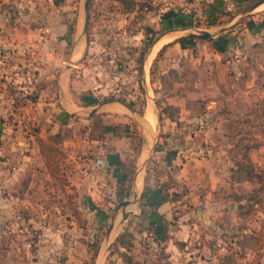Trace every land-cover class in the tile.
<instances>
[{
  "label": "rangeland",
  "instance_id": "rangeland-1",
  "mask_svg": "<svg viewBox=\"0 0 264 264\" xmlns=\"http://www.w3.org/2000/svg\"><path fill=\"white\" fill-rule=\"evenodd\" d=\"M74 2L75 4L71 3L70 9L75 5V12L77 13L78 9L79 19L75 28L69 27L72 30H68L70 36H68L63 59L66 53L68 54L73 38L76 39L79 36L76 40L79 43L77 49L85 44V37L81 34L82 0H74ZM140 3L141 5L133 11L123 12L121 4L115 0H88L87 48L79 63L89 69L87 73L90 76L95 73L97 78L94 83H99L98 86L102 88V92H95L97 99H104L111 95L122 97L131 102L136 114L142 113L145 104V89L141 83V76L137 72L136 57L142 45L140 44L142 36L139 37V32H142L144 25L148 26L146 21H151L148 20V13L151 15L157 12L164 13L170 8L172 12L176 10L174 15L178 13L176 18L180 19L187 13L193 22L199 24L189 27L188 31L193 33H197L200 29L215 33L221 28L229 27L224 34L230 40L231 47L221 51L217 49L218 43L213 44L211 38L195 35L194 38L186 37L188 43L186 53L169 46L170 48L162 50L151 60V79L155 78L153 79L155 83L153 94L156 98L157 122L152 121L148 127L144 124V120L140 119L142 126L140 130L133 120L130 121L129 128L125 127L126 123H110V131L116 136H120L125 128L129 131L136 129L140 142L139 144L137 140L132 142L131 136L126 139L127 145L124 149H121L123 162L129 164L133 161L134 170L131 181L125 175L126 180L121 181V185L118 184L116 189L119 187L122 190L127 187L128 194L119 197L115 196V193H109L110 197H106V200H99V211H94L95 214L83 211L84 207L80 205V200L86 195L80 193V190L77 191L72 183L77 178L78 166L66 150L59 148L60 141L57 142L52 137L46 140V143L56 148L50 152L52 156L50 159L60 161L59 176L54 168V174L47 171L43 155H40L50 175L49 179L44 174L37 173L34 176L35 181H29V175L25 171L19 175L18 180L14 179L11 175L15 168L13 162L17 158V153L15 152L16 155H14V151H8L7 155H0V173L2 174L0 193L19 195V199L6 200L7 211L0 214V264H90L96 251H98L96 264H124L119 254L123 248L118 247L117 244L112 246L116 235L124 229L132 232L131 245L128 249L132 257L131 264H152L151 257L147 259L145 254L142 257L138 256L140 248L146 253L150 246L148 243L150 240L146 238L153 237L154 234L148 226L149 207L143 206L141 210L139 196L144 185L162 183L168 191L177 193L186 187V195L181 201L169 203L173 212L180 211L181 208H189L188 186L176 179L169 172V168L163 165L164 137L170 135L166 131L161 132L163 128L160 127L161 124L165 126L184 121H187L186 123L194 130L191 132V141L197 148L191 151V155L206 159L203 164L213 169L214 174L211 178L214 188L209 192L211 198L218 202L219 207L218 212H211L203 217L199 215L198 218L193 219L197 224L194 228L196 236H193L200 241L196 256L202 259L201 264H253L256 258L259 264L263 263L264 119L260 112L261 105L264 104V25L261 26L260 23L264 22V1L246 14H242V10L250 5L246 4L247 2L220 0L216 3L213 15L216 23L210 26L206 24L207 14L212 12L208 2L140 0ZM167 25L168 23L165 25L162 23L160 28H165ZM157 29H155L156 33L159 32ZM170 45L173 46V43ZM146 50L143 52L142 63ZM131 61L133 65L129 66L127 63ZM113 62L119 63L118 70L114 69ZM171 63L175 66H169ZM93 65L96 68H93ZM130 69L134 70L131 72ZM37 72V69L29 71L30 74ZM81 75V73L77 74V78ZM177 80L180 82L178 88L170 92L171 82ZM31 83L30 88L27 89L28 96L41 98L36 104L37 110L47 109L49 104L43 101V97L45 95L49 98L55 96V76L43 82L35 75ZM81 84L86 87L84 82ZM87 90L91 92L94 89L87 88ZM182 90L185 91L182 92ZM13 91V87H5V94L11 95ZM174 92L179 97H183L182 101L180 99L177 103H168L166 98ZM149 95L152 94L149 93ZM19 103L22 102L19 101ZM50 106L54 108L51 113L54 115L58 111L55 107L56 103L53 101ZM180 111L182 114L179 116ZM40 113L38 119H41L42 114ZM168 115H174L172 122H165V117L167 119ZM41 120L44 122V118ZM29 121H26L30 128L28 132H36L35 129H38V126H35L36 119L34 124H30ZM83 123L84 121L77 119L76 123L70 126L59 125L61 127L58 131L63 138L82 141L78 145L77 154L82 155V150L88 156H101L106 144L101 141L95 144L86 143L83 140V132H85ZM111 126H115L113 130ZM173 138H177V135ZM153 139L155 143L152 146L150 142ZM178 139L181 141L182 138ZM234 143L238 145L233 147ZM137 144L139 147L135 152ZM244 144L249 145L247 152L254 165L249 175L245 172L236 173L234 171L236 167L234 161L239 159V155H235L234 151L242 150ZM146 149L149 153L147 157L144 153ZM135 166H138V171H142V168L144 170L139 174L140 182L137 185L134 179ZM253 188L258 189L260 201L252 204L250 210L240 216L237 203L230 194H245L244 192ZM133 192H136L135 201L125 207L130 210L129 214L119 227L112 229L106 237L105 231L108 225L114 224L120 216L116 203L120 199L131 198ZM240 201L245 203L244 198ZM39 208L48 211L44 218L46 223L49 220L47 225L50 227L49 231H53L60 223L62 238L58 240L44 238L45 234H42V228L39 226L43 221ZM76 208L80 212L74 217L71 211ZM245 209H247L246 206L243 210ZM58 210L66 213L65 218L63 215L60 220H56L55 215ZM101 214L102 218L99 219ZM69 219H73L79 228L75 229L73 224L68 222ZM159 223L161 226L164 225L162 220ZM217 225H219L218 228H216ZM142 232L143 239L141 240ZM211 241L220 244L212 245ZM207 253H210L211 258L205 257ZM193 261L194 264L200 263V260L196 262V259H193Z\"/></svg>",
  "mask_w": 264,
  "mask_h": 264
},
{
  "label": "crops",
  "instance_id": "crops-1",
  "mask_svg": "<svg viewBox=\"0 0 264 264\" xmlns=\"http://www.w3.org/2000/svg\"><path fill=\"white\" fill-rule=\"evenodd\" d=\"M199 1L204 3L213 0ZM71 3L75 4L74 0H0V49L12 48L20 53L15 59V71H9L2 80L4 89L10 86L11 88L13 87L14 91L11 95L7 93L6 99L0 101V155H7L6 152L8 151H14V155L17 153V158L13 162V167L15 168L11 175L14 176V179L18 180L19 175L23 174V171L28 173L29 181H35L34 176L37 173L44 174L49 179L50 175L46 171L40 156L37 138L45 140L49 134L58 131V128L61 127L59 125L70 126L76 123L77 119L84 121L83 124L86 125L90 113H101L102 121L106 127V138L102 141V143L106 144V148L101 156H88L82 150V155L77 154L81 140L63 138L60 141L61 146H59L61 150H66L69 157H73L77 163L79 172H77V178L72 183L77 191L80 190V193H85L86 195L80 200V205L84 207L82 208L83 211L94 213L95 210L89 206L91 204L98 206L99 200H106V197H110L109 193H114L120 182L122 166H118L115 163L116 160L123 159L121 149H124L127 145L126 139L129 138V134L125 131L120 136L114 135L110 131V123H126L125 126L129 128L128 125L133 120L135 126L140 130L142 128L140 119L144 120V124L148 125V127H150L152 121L154 123L157 122L156 98H154L155 94H153L155 93V90H153V86H155L153 79L155 78L151 79V60L164 44L177 37H187L192 31H188L189 27L187 29V27L173 24L178 14L174 15L176 10L172 12L169 8L164 13L147 14L148 20H151L149 22L146 21L148 27L158 28L159 32L156 33L144 53L143 63L140 66L141 83L145 89V104L142 113L136 114L132 108L129 109L116 98L92 101L96 98L95 92H102V88L98 86L99 83H94L97 78L95 73L90 76L87 73L89 69L84 64L79 63L81 56L85 54L83 51L87 48V35L84 38L86 44L82 46L83 49L81 46L77 49L79 43L76 40L79 36L76 39H70L69 61H67V53L63 59L67 44L65 36H70L68 34L69 27L73 26L75 28L79 19L78 9L77 13L75 12V5L72 8L73 10L70 9ZM180 11L182 12V10ZM162 23L164 25L168 23V25L161 29ZM228 30L229 27L221 28L215 33H210V37L207 38H211L213 44L215 42L218 43L217 49L221 51L228 49L231 47V43H229L230 40L227 39V35L224 34ZM139 33V37H141L142 32ZM172 43L175 47L166 45L162 50L171 46L175 50L185 51L186 53V49H188L186 38L181 42L174 41ZM76 54L78 55L75 56ZM79 54L81 55L79 56ZM127 64L131 66L133 62L131 61V63ZM113 65L114 69H119V63L113 62ZM93 66V68H96L95 65ZM169 66L175 65L171 63ZM184 67L187 68V66ZM35 69L38 70L36 74L29 73V71H34ZM133 70L130 69L129 71L132 72ZM79 73L82 75L77 78ZM35 75L41 78L43 82H46L51 76H55V96L49 98L45 95L43 97V101L48 103L49 107L42 111L37 110L36 107L38 100L41 98L39 96L30 98L28 96L29 91H27L32 84V80L35 79ZM81 82H84L86 87ZM178 84H180L178 80L172 81L170 92L175 91L179 86ZM87 88L94 90L88 92ZM184 91L182 90V92ZM149 93L152 95H149ZM87 94L88 96H86ZM84 97H87V102ZM166 99L168 103H177L180 99L182 101L183 97H179L174 92ZM19 101L22 103H19ZM53 101L56 103L55 107L58 110L54 115L51 114L54 108L50 106ZM39 112H41L40 118H44V122L38 119ZM181 114L182 111H180L179 116ZM173 117L174 115H168L167 119L169 120L165 117V122H172ZM35 119V126H38V129H35L36 132L34 134L28 132L30 128L26 121L30 120V124H34ZM24 120L26 121L24 122ZM186 122L172 123L165 126L161 124L160 126L163 128L161 132L166 131L170 135L169 137H164L165 142L163 141L165 143L163 165L169 168V172L176 179L183 181L188 186L190 206L187 209L181 208L180 211L176 210L173 212L171 204L164 199L157 188H153L149 192V198L155 204L154 209L162 216V221H164L162 229L154 233L153 237L149 236L146 238L150 240L148 241L150 246L146 253L141 251L142 248L139 249L138 256L142 257L145 254L147 259L151 257L153 259L152 264H194L193 259H196V262L200 260L198 264H201L202 259L196 256L200 241L193 236H196L194 228L197 226L196 221L193 219L198 218L199 215L203 217V215L208 216L211 212L219 211L218 202L211 198V193L209 192L214 188L213 179L211 178L212 174H214L213 169L203 164L206 159H202L201 156L195 157L191 155V151L197 147L191 141V132L194 130ZM83 133V140L86 143L91 144L93 142L95 144L97 142V140L87 139L86 130ZM174 135H177V138H173ZM158 138L160 137L158 136ZM178 138H182L181 141ZM146 143H151L153 146L155 139L150 143L146 141ZM145 151L146 157L149 156L147 149ZM96 159H100V162H96ZM58 166H60V161H58ZM60 170L59 168L58 175H60ZM135 171L134 179L137 185L140 182L139 174L144 170L142 168V171H138V166H135ZM1 177L2 174L0 173V181ZM8 199L11 201L19 199V195L17 193H0V214H4L5 210L7 211L8 204L6 200ZM39 212L43 218L39 226L42 228V234H45L44 238L50 240L62 238L60 223L53 231H49L50 227L47 226L49 220L46 223L44 218V216H47L48 211L44 208H39ZM56 214V220H60L63 215L65 218L66 215L65 212L59 210ZM98 218L100 219L102 216ZM68 222L73 224L75 229L79 228L73 219H69ZM218 227L219 225L216 226V228ZM142 234L143 232L141 233V240L143 239ZM211 244L218 245L220 243L211 241ZM204 247L203 250L206 249ZM205 257L211 258L210 253L205 254ZM253 264H259L258 258L253 261ZM262 264H264V261Z\"/></svg>",
  "mask_w": 264,
  "mask_h": 264
},
{
  "label": "trees",
  "instance_id": "trees-1",
  "mask_svg": "<svg viewBox=\"0 0 264 264\" xmlns=\"http://www.w3.org/2000/svg\"><path fill=\"white\" fill-rule=\"evenodd\" d=\"M115 1H117L119 4H121L123 12L133 11L137 6L141 5L140 0H115ZM218 1H220V0H213V1L208 2L209 8H211V10H212V12H209L207 14L208 17H207L206 24L209 26L214 25L216 23L215 17L213 15H214V11L216 8V3ZM239 1H242V2L245 1V2H247L246 4H252L258 0H239ZM169 17H170V15H169ZM174 22H175L174 25L182 26V27H191L193 25L194 26L199 25L198 22H193L190 18V15H188L187 13L183 15L182 19L176 18L174 20ZM263 23L264 22L260 23L261 26L264 25ZM71 30L69 29V31H71ZM155 34H156V30L153 28H150L146 25H144V27L142 28V38H140L141 39L140 44H142V45H141L139 53L136 57V61L138 64V67H137L138 74H140V66L142 63L143 52L150 45L153 38L155 37ZM65 37L68 40V36H65ZM189 37L194 38L195 35L190 34L187 36V38H189ZM184 38H186V37H177V38L173 39L172 41L164 44L158 50L157 55L162 51L164 46L170 45L174 41L181 42ZM84 98H85V101L88 100L87 97H84ZM111 98H116L117 100L124 102L129 108L134 109V106L131 104V102L125 100L122 97H114L112 95L107 96L104 99L94 98L92 101L96 102L99 100H105V99H111ZM64 114H66V113H64ZM260 115L264 119V104L261 105ZM88 119H89L88 123L84 127L86 130L87 139L97 140V142L98 141L102 142L105 138L106 127L102 121L101 113H90L88 116ZM114 127L115 126H111L112 130L114 129ZM124 131L129 134V137L132 136V142L133 141L135 142L137 140L136 142H138V144H139L140 137H139L136 129H133V131L131 129V131H129L128 129L125 128ZM51 137L55 138L57 142L61 141L63 138L60 135L59 131H56L52 135L49 134L47 136V139H45V140H42L41 138H37V142L39 145V152L41 155H43L44 163L48 169L47 171L51 174H54L55 173V172L53 173L54 169H55V171H58L59 166H58V160L52 161L50 159L52 157V156H50V152L52 150L56 149L55 147H52L51 144L46 143V140L48 141V139H51ZM138 144L135 146V152L139 147ZM237 145H238V143H234L233 147H235ZM233 147L230 149L231 151L233 150ZM248 147H249L248 144H244V145H242V150L238 149V151H234L235 155L236 154L239 155V159H236L234 161V163L236 164L234 171L236 173L245 172V174L249 175L254 169V165H253V163L249 157V154L247 152ZM115 164L118 166H123L122 170L120 171L122 173H121L119 184L121 185V183H122L121 181L126 180V179H124L125 175L128 176L129 181H131V177H132L133 170H134V162L131 161V162H129V164H125L122 160L118 159V160H116ZM153 188H157L158 191L163 195L164 199H166L170 203L181 201V199L186 195L187 189H185L186 188L185 187L181 190L180 193H177L176 191H168V188L162 183H155V185H151V186L150 185H147V186L144 185L143 186L141 193H140V196H139V203L141 205V210H142L143 206L149 207V211L147 213L148 226L153 230L154 233H156V232H158V230L162 229V226L159 223V221L162 220V216L159 213H157V211L154 209L155 204L149 198V192ZM114 193H115V196L123 197L124 195L128 194V188L126 187V188L121 190V188L118 187ZM244 193L245 194H241V195L235 194V193L230 194L231 198L237 203L236 206H237L238 213L240 216L245 215L250 210V208L252 207V204L259 203V201H260V197H258L259 192H258L257 188H253V189L249 190L248 192H244ZM242 198H244L245 203H241L240 200ZM244 206H246L247 209L243 210ZM89 207L91 209H94L95 211L97 210L96 212L99 211L98 206H96L95 204H91ZM79 212L80 211L77 208L74 209L73 211H71V213L74 217L77 216L79 214ZM101 216H102V214H101ZM131 237H132V232L130 230L124 229L116 235V237L113 241L112 246L117 244L118 247L123 248L122 250L119 251V254L121 255V259H122L124 264H131L132 263V257L128 253V249L131 245V241H130ZM92 253H93V251H92ZM225 256L227 257V255H225Z\"/></svg>",
  "mask_w": 264,
  "mask_h": 264
},
{
  "label": "water",
  "instance_id": "water-1",
  "mask_svg": "<svg viewBox=\"0 0 264 264\" xmlns=\"http://www.w3.org/2000/svg\"><path fill=\"white\" fill-rule=\"evenodd\" d=\"M263 1L264 0H258V1H255L254 3L248 5L244 10H242V14H246L253 7H255L256 5H258L259 3L263 2ZM82 9H83V17H82L81 34H83L84 37L86 38V30H87L88 14H89V11H88V0H82ZM191 34L199 35L202 38L210 37V33L207 30H205V29H200L199 31H197V33L191 32ZM85 44H86V42H85ZM85 48H86V45H85ZM83 52H85V50ZM67 61H69V54L67 55ZM119 102H121L123 105L128 107L124 102H122L120 100H119ZM135 196H136V192H133V196L131 198H123V199H120L116 203V208L119 209L120 216H119V218L117 219V221L114 224L110 223L108 225L107 230L105 231L106 232V237L108 236V234H110V231L112 229L113 230L117 229L119 227V225L122 223V221L127 217V215L129 214L130 210L125 209V207L128 204L133 203L135 201ZM97 256H98V251H96L95 254L93 255V258L91 259L90 264H95V262L97 260Z\"/></svg>",
  "mask_w": 264,
  "mask_h": 264
},
{
  "label": "built area",
  "instance_id": "built-area-1",
  "mask_svg": "<svg viewBox=\"0 0 264 264\" xmlns=\"http://www.w3.org/2000/svg\"><path fill=\"white\" fill-rule=\"evenodd\" d=\"M18 54L20 53L12 48L0 49V101L6 99L3 79L1 78H5L9 71H15V59ZM96 162H100V159H96Z\"/></svg>",
  "mask_w": 264,
  "mask_h": 264
},
{
  "label": "bare ground",
  "instance_id": "bare-ground-1",
  "mask_svg": "<svg viewBox=\"0 0 264 264\" xmlns=\"http://www.w3.org/2000/svg\"><path fill=\"white\" fill-rule=\"evenodd\" d=\"M151 118V117H150Z\"/></svg>",
  "mask_w": 264,
  "mask_h": 264
}]
</instances>
